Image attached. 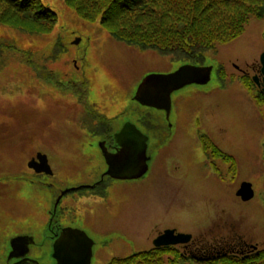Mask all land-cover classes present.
I'll return each instance as SVG.
<instances>
[{"label":"rangeland","instance_id":"1","mask_svg":"<svg viewBox=\"0 0 264 264\" xmlns=\"http://www.w3.org/2000/svg\"><path fill=\"white\" fill-rule=\"evenodd\" d=\"M40 1L57 14L49 33L27 34L0 25V36L14 38L34 61L28 65L22 55L12 53L0 70V264L10 237L27 231L28 225L38 221L43 230L33 236L37 242L46 238L49 203L26 185L28 192L23 191L13 173L28 172L26 164L40 152L46 154L61 187L98 179L106 163L97 143L118 130L123 119L131 120L155 145L147 149L149 171L115 183L109 191L104 188L101 194H69L61 203L72 218L66 225L84 230L94 241L90 264H107L114 257L148 249L156 230L174 226L212 240L213 234L201 233L210 228L213 213L228 215L236 232L261 241L263 247L264 104L259 106L261 98L255 99L258 91L250 87V75L264 53V17H250L237 38L207 53V65L213 64L209 81L174 90L165 116L164 110L135 102L136 87L147 74H164L187 62L116 39L99 20L81 18L64 0ZM76 38L80 40L73 44ZM231 60L245 69L247 77L229 65ZM215 64L221 67L218 73ZM79 74L88 81L87 100L96 108L89 111L102 112L107 122L116 116L112 126L86 133L85 126L97 121L84 110L82 97L79 103L73 93L82 92L83 85L68 84ZM57 81L63 88H57ZM146 112L151 113L147 119ZM156 120L158 125H152ZM218 127L223 132L214 129ZM213 141L235 161L231 173L214 174L211 164L230 162L211 152ZM75 164L85 165L77 169ZM162 164H182L180 175L167 176L171 166ZM244 181L254 190L246 201L236 196ZM51 252L50 247L39 251L31 246L30 255L52 264Z\"/></svg>","mask_w":264,"mask_h":264},{"label":"trees","instance_id":"2","mask_svg":"<svg viewBox=\"0 0 264 264\" xmlns=\"http://www.w3.org/2000/svg\"><path fill=\"white\" fill-rule=\"evenodd\" d=\"M64 2L81 18L87 21L99 20L113 37L128 45L155 50L181 62L200 65L209 62L206 60L207 53L216 51L218 44H225L237 38L250 17H264V0H64ZM56 21V12L42 4L40 0H0V25L13 30L42 35L49 33ZM54 44L55 47L61 48L57 42ZM12 53L22 55L28 65L34 62L32 55L28 56V51L20 49L14 38L0 36V70L7 63V55ZM179 60L177 62H180ZM96 114L98 113L95 111H89L93 120H97ZM150 115V112H146L144 116L147 119ZM100 117L102 120L106 118ZM146 119L144 121H147ZM107 121L105 119V127L108 128ZM152 125L157 126L158 120ZM210 148L211 152H214V148L217 147L211 145ZM222 158L231 160L230 164H236L231 155L224 154ZM145 253L139 251L123 258L115 257L107 264H150L144 257ZM255 260L259 261V264H264V252L261 251L259 256L254 257ZM218 261L225 264H256L253 261L245 263L227 256L211 262Z\"/></svg>","mask_w":264,"mask_h":264},{"label":"flooded vegetation","instance_id":"3","mask_svg":"<svg viewBox=\"0 0 264 264\" xmlns=\"http://www.w3.org/2000/svg\"><path fill=\"white\" fill-rule=\"evenodd\" d=\"M195 64L200 65V63H195ZM215 65L217 67L218 64H215ZM229 65L233 66L237 70H240L241 72L240 74H242L243 76L245 75L243 74V73H246L245 69L239 68L235 61L231 60L229 62ZM251 70L254 71L255 74L250 75L251 76L250 78L253 79L251 80L252 85H250V87H254L257 89L258 91L257 94L259 97L255 99L258 100L259 98H261V100H259L260 102L259 103L257 102L259 106H261L264 104V88L262 85V79L260 75V64L253 66ZM245 76L247 77V75ZM254 77L257 78V81H254ZM69 81L70 82H68V84L70 83V85L72 86L78 85L79 83L83 85L82 92L74 90L73 93L77 97L78 102H79V98L82 97L81 101L84 102L83 103V105L85 106L84 110L87 112H89V108L96 110L95 106L87 100L88 81L85 79V76L83 74H79L78 77L72 78ZM56 83L58 84L57 88H63L61 87L63 86L62 81H57ZM123 112L124 111H122V113ZM102 114H103L102 112L98 114V117L96 120L97 122L92 123V127L91 125H89L90 126L89 128L88 126L86 127L85 129L87 130L86 133H91V131H97L96 128L100 126L105 127L104 125L105 119L102 120V118L100 117ZM115 117L116 116L108 117V118H110L112 121L115 119ZM111 121L108 123V126L111 125L110 124ZM127 121L132 122L131 120L123 119V120H120L119 124L117 125L121 127L122 124ZM94 124H97V125L94 127L93 126ZM214 129H216V131H222V129L219 127L214 128ZM118 130L115 129L112 134H110L109 132L110 135L107 134V139L104 138L98 141L97 143L98 147L100 148V143H101L102 145L106 147L107 151L109 152H115L117 149H119L118 148L119 146L116 143L115 138H114V133ZM205 135L207 136V134ZM215 142H214V145L217 147L216 149L214 148L215 154L217 155L221 154L222 157L224 156V153L228 154L227 152L223 151L219 147L217 142L216 143ZM154 146L155 145L149 141V136H148L147 149H150ZM217 149L219 150V152H217L218 151ZM229 162H231V160H229ZM84 165L85 164H75L73 165V167L78 169L80 167H84ZM103 165L105 166V168L104 170H102V172H100L98 179H95L96 177L93 176L91 179H82V181L73 183L71 185H66L63 187L60 186L59 181L57 180V177L54 174V170L52 169L51 164H47V166L46 164H33L34 167H29L26 164V168L28 169V172H22V173H19L18 171L14 172L13 176L16 177L14 178V181L19 183L22 186L23 191H27L26 190V186H27L33 191L42 193L45 203H49L50 208L46 210L47 218H45V220L46 219L48 220L45 224V230L43 232V235L45 233L44 236L46 238L43 241L37 242L35 239V236H33L34 234H36L34 232H37L38 234V233H41L43 230V227H40L38 221L35 224L28 225L30 227L27 228V231H23L22 233L13 234L14 236H17V235L31 236L33 238V242L28 244V251L19 257H15V256L9 257V253L11 251L10 239L14 237L12 236L9 239L7 248L2 250L1 260L3 262L1 264H17V262H22L21 264H44V263H41L39 259L30 255L31 246H34L39 251L46 250L47 248L50 247L51 250L53 251V243H54L55 238L59 235V233L61 232L63 228L70 227L66 225L65 222L68 219H72V218L71 217L68 218V215H67L68 210L65 209V207L67 206L64 205L63 207V205H61V203H63L64 198L69 194H76L77 192H81V191L98 192L101 194L104 191V188H106L109 191V187L111 185L115 183H119L120 181L128 180V179H125V180L117 179V178H113L107 175L105 173V170L107 169V164H103ZM147 165H148L147 171H149V168L152 164H147ZM162 165H165V167L166 165L169 167L171 166L170 171L167 172V176L168 175L171 176V172L175 174L174 177L177 175H180V166H182V164H162ZM205 165L208 168L207 164ZM233 166L234 164H211L214 174L215 175L219 174L220 176L222 175V170H225L226 172H230V170H233ZM38 168H42V169L44 168V169L43 171H36V169ZM46 168L47 169L49 168L51 172L45 171ZM203 168H204V165H203ZM13 176H10L7 179H11V177ZM6 187L9 189V186H5V189L8 191ZM10 187H12V185ZM11 190L12 189H10V191ZM62 192L64 193L61 194ZM216 214L217 213L210 214V217L208 218V221H209L208 223L210 224V228H207L204 233H201L203 235L213 234L214 236H212L213 238L212 240L206 239L205 237L194 236L192 233H190L192 234V236L187 242H179L175 244L155 246L153 244L154 239L164 231V230H156L155 236L151 238V246L148 249L142 250L146 252L144 254V257L148 260L147 262H149L150 264H178L179 263L178 261H181V260L182 261L192 260L194 262L206 264L208 262L217 260L220 257L227 256V257H232L234 259H240L246 263V262L254 261V257L259 256L261 251L264 252V246L261 247L259 244L261 243V241L253 240V238H249L248 236H246L245 233L243 232L239 233L235 231L236 226L234 225L232 218H229L228 215H225L224 213L223 215H216ZM170 229H173L175 233L177 232L189 233L186 231L179 230L175 226ZM23 250H25V247H22L21 250H18V252L16 253H21ZM159 253H162V254L167 253V255L165 256V258H163V256ZM51 256H52V252H51ZM118 258H123V257H118ZM54 263H55V260L52 262V264Z\"/></svg>","mask_w":264,"mask_h":264},{"label":"water","instance_id":"4","mask_svg":"<svg viewBox=\"0 0 264 264\" xmlns=\"http://www.w3.org/2000/svg\"><path fill=\"white\" fill-rule=\"evenodd\" d=\"M80 38H76V44ZM262 85L264 88V53L259 57ZM211 66H196L185 64L170 74H147L136 87L134 100L143 106H154L155 108L170 109V93L187 83H205L210 79ZM257 81L256 78H254ZM119 146L115 152L107 151L100 143L102 155L107 169L105 173L117 179H134L141 177L148 168L147 141L148 136L130 121L124 122L114 134ZM29 167L33 164H49L46 154L37 152L35 158L28 161ZM44 169V168H43ZM42 168L36 171H43ZM45 171L51 172L49 168ZM65 192V191H64ZM62 192L61 194H63ZM241 200L246 201L253 197L254 190L250 182H242L236 191ZM59 199V198H58ZM190 234L177 232L173 229L164 230L157 236L153 244L167 245L179 242H187ZM33 242L31 236H14L10 239L11 251L9 257H19L28 251V244ZM94 241L81 229L65 227L55 238L52 256L54 264H90ZM25 247L21 253H16ZM22 262H17L21 264Z\"/></svg>","mask_w":264,"mask_h":264},{"label":"bare ground","instance_id":"5","mask_svg":"<svg viewBox=\"0 0 264 264\" xmlns=\"http://www.w3.org/2000/svg\"><path fill=\"white\" fill-rule=\"evenodd\" d=\"M73 44H75L74 42H73ZM185 64H188V63H182V64H180V65H178L175 69H173L172 71H170V72H167V73H164V75L165 74H170V73H173V72H175L179 67H181L182 65H185ZM193 65H196V64H193ZM196 66H211V71H212V69H213V66L212 65H210V64H205V65H196ZM210 76H211V73H210ZM209 81V80H208ZM207 81V82H208ZM207 82H205V83H207ZM205 83H187V84H185V85H188V84H205ZM185 85H183V86H185ZM183 86H181V87H183ZM181 87H179V88H181ZM179 88H177V89H179ZM177 89H174V90H177ZM173 90V91H174ZM172 91V92H173ZM171 92V93H172ZM171 93H170V96H171ZM169 96V100L171 101V97ZM147 107H152V106H147ZM152 108H155L154 106L152 107ZM155 109H161V110H164V112H165V116H168L169 115V112H170V109H171V103H170V109H162V108H155ZM117 132V131H116ZM115 134V133H114ZM119 148V147H118ZM100 150H101V148H100ZM102 152V151H101ZM113 153V152H112Z\"/></svg>","mask_w":264,"mask_h":264}]
</instances>
